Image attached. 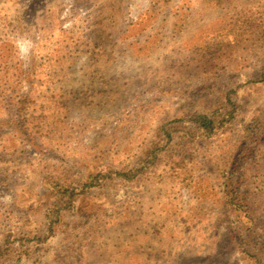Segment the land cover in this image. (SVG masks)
<instances>
[{"label": "rangeland", "instance_id": "rangeland-1", "mask_svg": "<svg viewBox=\"0 0 264 264\" xmlns=\"http://www.w3.org/2000/svg\"><path fill=\"white\" fill-rule=\"evenodd\" d=\"M0 264H264V0H0Z\"/></svg>", "mask_w": 264, "mask_h": 264}, {"label": "trees", "instance_id": "trees-1", "mask_svg": "<svg viewBox=\"0 0 264 264\" xmlns=\"http://www.w3.org/2000/svg\"><path fill=\"white\" fill-rule=\"evenodd\" d=\"M231 113V110L230 112ZM226 119L225 116L217 117V116H207V115H197L196 117H194V122L197 124V127L202 129L203 132H205L206 134L211 133L212 131L216 130L218 127L220 128L221 126V122H224ZM220 123V126H218V124ZM218 126V127H217ZM119 175L124 176V172H118ZM94 181L97 182V180L95 179H91L89 181H86L83 184V187H90L91 185L94 184ZM59 192H61V195H65V194H70L71 196H73L75 194L74 188L71 189H61ZM62 203L60 204H56V206L52 209L51 207H47V213H45L44 219L46 220V222H48V228L51 229V226L53 223H55L59 217L60 211L61 209H63ZM48 220V221H47Z\"/></svg>", "mask_w": 264, "mask_h": 264}]
</instances>
